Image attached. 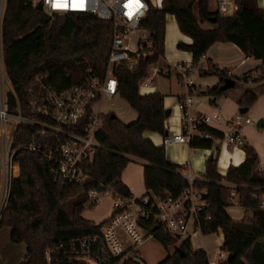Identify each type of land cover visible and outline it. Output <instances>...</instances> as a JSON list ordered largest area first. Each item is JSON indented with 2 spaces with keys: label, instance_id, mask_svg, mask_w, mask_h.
<instances>
[{
  "label": "trees",
  "instance_id": "obj_1",
  "mask_svg": "<svg viewBox=\"0 0 264 264\" xmlns=\"http://www.w3.org/2000/svg\"><path fill=\"white\" fill-rule=\"evenodd\" d=\"M147 1L149 9L141 25L149 30L152 54L141 58L132 70L124 65L115 69L118 94L136 116L129 123L111 117V113L103 116L101 129L96 133L99 147L87 166V182L58 181L39 155L25 149L14 153L19 175L12 181L0 228H10L11 242H24L26 252L19 264H46V249L68 239L96 234L99 224L82 217L85 193L101 183L124 195L130 194L121 181V174L131 157L144 161L143 185L147 194L162 197L168 192L177 196L187 185L182 166L168 162L164 147H157L143 137L145 131L167 136L163 96L138 93V84L146 77L149 67L164 55L167 15H173L180 32L192 40L189 45L178 42L176 46L191 54V66L198 70L199 76L219 77V84L207 89V94L215 98L227 91L220 89L226 72L210 62L201 65L207 50L217 42L233 43L246 57L260 60L258 70L260 79L264 80V10L257 6L256 0H235L238 10L230 17L209 13L208 0L197 1L198 17L192 10L194 0H188L186 5L179 4V0H162L160 8ZM54 17L36 10L31 0H5L2 49L15 93L8 94L11 112L15 111L18 100L22 113L30 115L25 107L26 89L37 77L44 79L52 90L62 92L81 85L87 70L97 76L105 73L112 40L110 23L78 13ZM210 18H215L212 23L216 27L203 29L200 23ZM256 100V94L245 89L237 103L240 107H250ZM34 129L20 124L12 145L29 142ZM198 131L214 139L223 138V133L209 126H199ZM212 144V139L204 137L189 139L190 147L211 148ZM242 149L243 163L229 166L223 176L217 172L216 159L209 156L202 178L194 182L206 202L201 213V234L223 236L221 249L231 254L223 264H264V210L259 207L260 196L264 194V171L258 167L255 149L248 144ZM227 185L234 186L237 205L243 209L240 219H233L227 212L223 200ZM72 198L78 201L68 214L63 204ZM155 239L165 248L178 246L185 253L181 258L173 251L158 264H208L207 253L194 250L188 239L179 242L163 230H157ZM125 264L142 263L129 260Z\"/></svg>",
  "mask_w": 264,
  "mask_h": 264
},
{
  "label": "built area",
  "instance_id": "obj_2",
  "mask_svg": "<svg viewBox=\"0 0 264 264\" xmlns=\"http://www.w3.org/2000/svg\"><path fill=\"white\" fill-rule=\"evenodd\" d=\"M5 1V0H3ZM32 5H42V12L48 16H64L68 13L92 15L110 23L111 47L105 73L94 75L87 70L84 82L62 92L49 88L44 79L37 77L26 89L25 107L30 115H24L17 100L14 112L9 109L8 94L14 90L7 75L2 49V15L0 14V221L6 209L12 181L19 175V165L13 161L17 150L25 149L39 155L47 164L56 180L83 184L89 175L87 166L99 143L96 133L101 129L103 116L100 111L102 99H111L118 94V79L115 69L124 65L128 70L136 68L140 59L152 54L149 30L142 27V20L149 9L147 0H31ZM152 6L160 8L159 3ZM137 36L134 48L128 37ZM203 66V64H201ZM191 64L181 63L173 67H149L148 73L138 84L141 96L153 91L155 74H174L179 86L191 88L189 76ZM196 69V68H195ZM182 131L167 135L162 145L187 144L199 126H208L212 115L193 113V98L185 95L178 103ZM249 117L235 114L227 123L222 142L229 148L242 149L245 138L244 126L251 124ZM20 124L33 126L34 132L27 143L12 145L13 136ZM17 167L14 174L13 168ZM260 170L263 168L260 166ZM187 185L177 196L166 192L162 197L152 193L134 196L124 195L104 184L98 191L96 186L85 193L84 206L95 207L106 195L110 198L109 216L99 224L96 234L68 239L46 249V264H125L137 260V250L146 240L155 238L157 230L168 232L179 241L190 240L201 232V213L206 207L203 193L194 186L200 180L197 174L182 172ZM259 207L264 210V194L260 196ZM210 216H207L209 219ZM206 252V251H205ZM228 252L218 250L215 260L208 264H223ZM140 263V262H139Z\"/></svg>",
  "mask_w": 264,
  "mask_h": 264
},
{
  "label": "crops",
  "instance_id": "obj_3",
  "mask_svg": "<svg viewBox=\"0 0 264 264\" xmlns=\"http://www.w3.org/2000/svg\"><path fill=\"white\" fill-rule=\"evenodd\" d=\"M197 1L194 0L192 5L193 13L196 17H198V7ZM257 6L264 10V0H256ZM162 4V0H160V5ZM238 10L237 5L235 4V0H208V12L209 13H218L222 17H230L233 16ZM213 18H210L209 21L205 20L200 23L201 27L206 30H212L216 26L212 23ZM182 42L184 44H191L192 40L187 37L186 35L182 34L178 28L177 22L173 15H167L165 18V53L161 58V62H158L159 66H169L174 64H181L187 63L191 64V54L186 51H181L177 49V43ZM210 62L211 64L216 65L220 70H224L227 74V77L234 80L235 85L236 83H242L241 81H245L247 77L252 76L256 78L258 74H260L258 67L261 64L260 60L246 57L242 51L233 43L229 42H217L213 44L206 52V54L201 59V63L206 64ZM189 76L193 80V85L191 88H187L185 86L178 85V79L174 74L169 75H161L155 74L152 76L153 79V93H159L163 96V107L165 110H170V114L165 120V127L167 128V135L177 134L182 131L181 122H180V110L178 108V103L182 98L190 94L193 98V113L195 114H206L209 113L219 115V120H212L209 122L208 126L214 130H217L221 133H225L226 131V123L228 119L232 118L235 115L236 108H240L238 105V100L242 95L243 89L238 92L234 98V111L227 114V111L224 107L220 108L218 101L221 98H225L231 89L230 88L226 91L223 96L219 97H212L211 95L206 93V90L209 88H213L219 84V77L210 75L206 77H201L198 74V70L195 68L189 69L188 72ZM159 77L156 81L155 78ZM243 77L245 78L243 80ZM198 94L206 98L207 103L198 102L199 100H195L194 94ZM121 97L116 95L111 99H102L100 104V111L102 113L114 114L115 117L117 116L118 112H122L117 103ZM125 101V100H124ZM126 102V101H125ZM127 103V102H126ZM224 104V102H223ZM129 106V105H128ZM219 106V107H218ZM218 108V109H217ZM248 110L250 107H247ZM113 109V110H111ZM109 110V111H108ZM111 110V111H110ZM132 110V109H131ZM247 110V111H248ZM135 113V112H134ZM219 113V114H218ZM246 113V112H245ZM244 113V114H245ZM211 114V115H212ZM136 114L134 115L133 119L127 121L126 123L131 122L135 119ZM225 119L223 121V118ZM192 136H199L208 139H212L213 144L211 148H195L190 147L189 143L187 144H179V143H172L170 145H162V139L164 136L160 135L159 133L145 131L143 133V137L145 139H149L155 146L157 147H164L165 150V158L168 162L177 164L182 166L183 171L189 170L193 173L197 174L199 177L202 178V175L205 171V163L209 156L213 155L216 159L217 164V172L220 175H225L229 166H239L243 163L245 158V153L243 149L239 148H229L223 144L222 139H214L212 136L208 134L201 133L199 131H195ZM245 138V144L251 145L256 153V147L253 144L249 143V140ZM259 159V166L263 168L264 171V164L260 160V156L257 153ZM133 158V157H131ZM138 162L140 163V183L142 184L143 188V164L144 161L138 158ZM132 162V161H131ZM129 162L127 166L131 163ZM126 166V167H127ZM125 167V169H126ZM124 169V170H125ZM124 170L121 174V181L122 183L129 189L130 193L134 196L138 188L135 186V183L132 179L128 178L127 175L124 176ZM145 193H147L146 189L144 188ZM143 195V194H142ZM141 196V195H140ZM237 202V201H236ZM227 212L233 219H240L242 217L243 209L239 207L237 204H228L227 205ZM10 235V234H9ZM220 240L223 242V236L220 234ZM191 246L194 250H204L201 247V243L194 246L191 243ZM9 247V244L4 240L0 239V251L6 250ZM205 251V250H204ZM25 255V253H24ZM24 255L17 261L18 264L24 257ZM0 264L2 260H0Z\"/></svg>",
  "mask_w": 264,
  "mask_h": 264
},
{
  "label": "rangeland",
  "instance_id": "obj_4",
  "mask_svg": "<svg viewBox=\"0 0 264 264\" xmlns=\"http://www.w3.org/2000/svg\"><path fill=\"white\" fill-rule=\"evenodd\" d=\"M152 2L156 4L159 3L160 0H152ZM187 2L188 0H179V4L181 5H186ZM4 8H5V1L0 0V14L2 15V19H3ZM53 18L55 17L53 16ZM128 39H129L130 47L134 48V44H136L135 42L137 36L135 34H131L128 37ZM164 51H165V47H164ZM160 63L162 64L161 59H160ZM175 65L176 64L169 66L173 67ZM158 78L159 77H156L154 81H156ZM241 82L242 83H238V84L236 83L235 85L236 87L231 89L229 94L225 98H221L218 101V104L220 108L223 106L224 109L227 111V114H229L233 112L235 109L233 103L235 102L234 97L237 96L236 94L240 92V90L250 89L254 94H256L257 96L256 102L252 106H250L249 110L245 114H243L244 117L246 116L249 117L252 123L244 126L242 130V136L246 137L249 140V143L253 144V146L256 147L257 153L260 156V160L264 164V125L261 127H257L256 125L259 119L264 120V80H261L260 74H258L256 78L249 76L245 81H241ZM194 98L195 100H199L198 102H203L204 104L207 103L205 97L200 96L196 93L194 94ZM116 103L117 106H119L120 109L122 110L121 113L120 112L117 113V116L121 118L122 122L126 123L127 121L133 119L135 115L134 111L131 110V108L122 98H120L119 101ZM235 111H236L235 114L239 113V108L237 107ZM212 113H209V115H211ZM230 119H228V121ZM224 120L225 119L223 118V121ZM131 161L132 162L124 170V176L127 175L128 178L132 179V181L135 183V186L138 188L135 195L140 196L142 194H145L144 188L140 183V173H141L140 163L138 162L137 159L134 158H131ZM223 200L227 205L237 204L233 185H227V189L223 191ZM77 201L78 198H72L64 202L63 207L66 213L71 214L72 207ZM109 205H110V198L105 195L100 205L95 207L84 206L82 217L92 221L95 224H100L103 220H105L109 216ZM9 234H10L9 227L2 226L0 228V239H4L9 244V247H7L6 250H3V252L0 251V260H2L3 264H16L17 261H19V259L26 252V248H25L26 246L24 242H19V243L11 242ZM191 243L194 246L198 245V243L199 244L201 243V247L202 248L205 247L204 250L207 253V257L211 261L216 259V254L218 250H220V246L222 245V242L220 240V233L202 235L201 232H197L195 233V235L191 237ZM173 251H174L173 246H169L165 248L157 239L150 238L138 247L136 257L137 260L142 264H158L159 262L164 260L169 254H172Z\"/></svg>",
  "mask_w": 264,
  "mask_h": 264
},
{
  "label": "water",
  "instance_id": "obj_5",
  "mask_svg": "<svg viewBox=\"0 0 264 264\" xmlns=\"http://www.w3.org/2000/svg\"><path fill=\"white\" fill-rule=\"evenodd\" d=\"M34 8L36 10H38V11H42V5H41V3L36 4L34 6ZM212 21H215V18H213ZM234 85H235L234 80L231 79V78H229V77H226V78L223 79V83L221 84L220 89L221 90H228L230 88H233ZM247 110H248L247 107H240L239 108V113L244 114L245 112H247ZM169 114H170V110H165V116L168 117ZM111 117H115V115L114 114H111ZM256 125H257V127L263 126L264 125V120L263 119H259L257 121V124ZM97 189H98V191H101L103 189V187L102 186H98ZM202 199H205V195L204 194L202 195ZM174 251L177 252V254L179 255V257H181V258H184L185 257V253H184V251L180 247H178V246L174 247ZM230 258H231V254H228L227 260H229Z\"/></svg>",
  "mask_w": 264,
  "mask_h": 264
},
{
  "label": "bare ground",
  "instance_id": "obj_6",
  "mask_svg": "<svg viewBox=\"0 0 264 264\" xmlns=\"http://www.w3.org/2000/svg\"><path fill=\"white\" fill-rule=\"evenodd\" d=\"M259 167H260V166H259ZM13 171H14V174L17 173V167H16V166L13 168Z\"/></svg>",
  "mask_w": 264,
  "mask_h": 264
},
{
  "label": "snow or ice",
  "instance_id": "obj_7",
  "mask_svg": "<svg viewBox=\"0 0 264 264\" xmlns=\"http://www.w3.org/2000/svg\"><path fill=\"white\" fill-rule=\"evenodd\" d=\"M81 5L83 4V0H80Z\"/></svg>",
  "mask_w": 264,
  "mask_h": 264
}]
</instances>
